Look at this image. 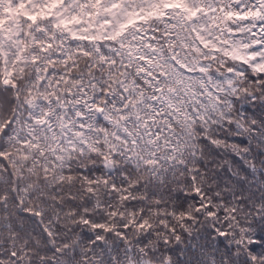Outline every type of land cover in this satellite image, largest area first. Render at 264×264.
Masks as SVG:
<instances>
[{
    "label": "clouds",
    "instance_id": "9594fccd",
    "mask_svg": "<svg viewBox=\"0 0 264 264\" xmlns=\"http://www.w3.org/2000/svg\"><path fill=\"white\" fill-rule=\"evenodd\" d=\"M0 264H264V0H0Z\"/></svg>",
    "mask_w": 264,
    "mask_h": 264
},
{
    "label": "snow or ice",
    "instance_id": "6c2138e0",
    "mask_svg": "<svg viewBox=\"0 0 264 264\" xmlns=\"http://www.w3.org/2000/svg\"><path fill=\"white\" fill-rule=\"evenodd\" d=\"M215 2H219V0H215ZM193 15H196V11H193V13H192Z\"/></svg>",
    "mask_w": 264,
    "mask_h": 264
}]
</instances>
